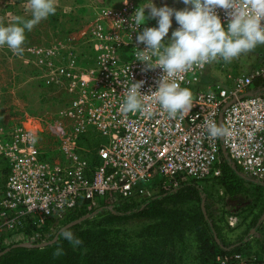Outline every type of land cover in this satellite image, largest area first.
<instances>
[{
	"label": "built area",
	"instance_id": "built-area-1",
	"mask_svg": "<svg viewBox=\"0 0 264 264\" xmlns=\"http://www.w3.org/2000/svg\"><path fill=\"white\" fill-rule=\"evenodd\" d=\"M124 3L96 8L83 31L84 53L73 37L28 48L45 99L56 111L47 119L30 116L20 125H0V156L7 167L0 184V246L49 241L71 210L88 214L100 204L114 207L174 191L183 182L217 178L222 158L246 179L264 183V60L250 72L227 73L209 85L201 76L214 62L179 74L175 79L192 92L194 104L187 115L171 119L153 93L162 70L142 71L144 65L135 61L137 32L129 25L136 8L148 1ZM217 13L226 27L224 10ZM147 21L138 31L157 26ZM177 27L174 20L165 40ZM137 81H144L141 100L151 117L120 112ZM219 118L227 134L212 139L207 123L219 126ZM42 136L52 140L53 149L41 145ZM158 175L152 192L143 183ZM219 193L237 196L224 195L220 187ZM224 216L229 226L236 224L234 213ZM213 264H264V258L239 249L216 254Z\"/></svg>",
	"mask_w": 264,
	"mask_h": 264
},
{
	"label": "rangeland",
	"instance_id": "rangeland-1",
	"mask_svg": "<svg viewBox=\"0 0 264 264\" xmlns=\"http://www.w3.org/2000/svg\"><path fill=\"white\" fill-rule=\"evenodd\" d=\"M143 1L145 2L146 0ZM147 1L149 2V0ZM119 2L120 0H58L55 15H50L46 20H42L30 32H25L26 41L23 45L24 51L22 55H14L7 47L0 48V125L5 127L20 125L27 121L30 116L47 119L56 111L55 105L49 104V101L45 99L44 89L36 77V69L31 62L28 48L35 45H44L64 37H73L78 44V48L83 53L86 52L85 45L81 43L84 39L83 31L86 30L87 25L92 20L94 11L98 7L105 5L115 6ZM152 3L157 8L166 5L176 10H181L185 7L182 0H152ZM26 4L27 0H0V24L8 26L15 22V17L30 19L31 15L26 9ZM146 13L148 14V12ZM74 15L78 17L79 22L76 27L72 26L73 22H76ZM60 20H63V26H60ZM174 20L173 17L172 22ZM148 21L155 22V19H148ZM130 58L131 53L127 52L126 59ZM263 60L264 46H258L248 55H242L230 63L224 61L214 62L201 76V83L209 85L218 79H225L227 73L237 76L240 73L250 72ZM227 84H230V82L228 81ZM200 88L203 89V87ZM26 125L37 126L29 124V122ZM40 140L41 145L45 149L51 150L54 148L52 140L48 137L42 136ZM57 152V148L54 151H47L45 158L50 159V156L55 155ZM233 168L239 170L238 167ZM2 176L0 170V181ZM160 181L161 176L158 175L143 184L152 192H155ZM196 183L200 187L205 214L210 212L215 218L229 212L236 215V224L231 229L224 228V236L227 241L233 242L247 234L246 236L249 239L246 240L247 243L242 245V251H252L260 256L263 255L264 258V218L262 217L257 230L251 228L248 233L246 230L251 217L257 214L261 207L259 199H255V195L252 193L239 194L232 198H222L219 193V184L216 178L211 176L198 180ZM169 206L178 209L186 222H189L183 239L177 242L175 247L176 255L178 258H182L184 262H193L197 250L192 218L198 212L199 203L191 199H184L178 204H169ZM100 211L97 210L93 216L82 220L81 222L85 221L82 228L106 224L108 227L127 230L129 233L135 234L141 231L143 227H150L157 221L156 218L151 217L109 220L106 215H100ZM251 234L252 238H250ZM134 239H136V236H134ZM155 247L156 250L163 249V245L159 242L156 243Z\"/></svg>",
	"mask_w": 264,
	"mask_h": 264
},
{
	"label": "clouds",
	"instance_id": "clouds-1",
	"mask_svg": "<svg viewBox=\"0 0 264 264\" xmlns=\"http://www.w3.org/2000/svg\"><path fill=\"white\" fill-rule=\"evenodd\" d=\"M127 3L128 0H125L124 4ZM182 3L186 7L176 10L166 5L157 8L149 0L146 6L136 8L129 25L133 32H137L135 61L144 65L141 70L157 67L162 70L153 93L156 102L171 119L187 115L194 104L192 92L181 88L175 79L179 74L194 67L202 69L213 62L230 63L248 55L258 46H264V25L261 23L264 21V0H182ZM57 5L58 0H27L26 9L31 18L15 17V22L8 26L0 24V48L7 47L14 55H22L25 32H30L42 20L55 15ZM145 9H148L147 16ZM217 9L224 10L228 18L226 27L222 26ZM173 17L178 27L165 40ZM148 19H155L157 26L138 31ZM141 44L144 45L143 50L138 47ZM143 83L132 82L120 106L122 114L139 112L151 117L152 113L141 100ZM206 131L212 139L227 134L226 129L212 121L207 123ZM32 142H36L35 138ZM61 237L74 248L83 243L67 229L59 232L57 239ZM60 255H63L62 247L53 253L54 257Z\"/></svg>",
	"mask_w": 264,
	"mask_h": 264
},
{
	"label": "trees",
	"instance_id": "trees-1",
	"mask_svg": "<svg viewBox=\"0 0 264 264\" xmlns=\"http://www.w3.org/2000/svg\"><path fill=\"white\" fill-rule=\"evenodd\" d=\"M74 17L76 22H73L72 26L76 27L79 22L78 17L75 15ZM62 21L60 20L61 25H58L63 26ZM255 83L259 84L260 80H256ZM220 167L221 175L216 180L219 187L223 189L224 195L252 193L255 199H259L261 207L257 214L251 217L246 229L247 233L251 228L257 230L264 216V183L241 176L239 170L233 168L236 166L225 158H222ZM0 170L3 175L1 184L7 174L6 163L1 156ZM184 199L199 203L198 212L192 218L197 250L193 262L182 261V258L177 257L175 250L177 242L183 239L189 222H186L178 209L170 207L169 204H178ZM200 201L199 185L195 181H187L181 183L174 191L159 193L141 200L123 201L115 205L113 209L100 204L93 210H101L99 214L106 215L109 220L151 217L156 218L157 221L150 227H143L135 234L108 227L106 224L82 228L85 223L83 221L66 228L83 241L80 246L74 248L62 237L42 248L11 246L16 243H10L0 246V251H3L0 255V264H213L216 254L241 249L242 245L247 243V234L233 242H228L224 236V228L232 227L228 225L225 216L220 215L215 218L210 212L204 214ZM84 214L85 212L77 210L68 211L62 225ZM158 242L163 245L162 250H156L155 246ZM7 247H9L8 250L4 251ZM58 247L63 248V255L54 257L53 253Z\"/></svg>",
	"mask_w": 264,
	"mask_h": 264
},
{
	"label": "water",
	"instance_id": "water-1",
	"mask_svg": "<svg viewBox=\"0 0 264 264\" xmlns=\"http://www.w3.org/2000/svg\"><path fill=\"white\" fill-rule=\"evenodd\" d=\"M219 126H221V122H220V118H219ZM113 207L109 206L108 209H112ZM201 208H202V211L203 213L205 214V211H204V203H203V199L201 200ZM96 213V211H93L91 213H88V214H85L83 216H80L79 218L73 220V221H70L68 223H66L65 225H63L62 227H60L58 229V231L54 234L53 238L50 239L49 241H46V242H43V243H39V244H31V243H28V242H19V243H16V244H13L11 246H15V245H22V246H26V247H44V246H47V245H50V244H53L54 242H56L57 240V236L59 235V232L61 230H64L68 227H71L75 224H78L80 223L82 220H84L85 218H88V217H91L93 216L94 214ZM9 247L5 248L4 251L8 250ZM3 253V251H0V255Z\"/></svg>",
	"mask_w": 264,
	"mask_h": 264
}]
</instances>
